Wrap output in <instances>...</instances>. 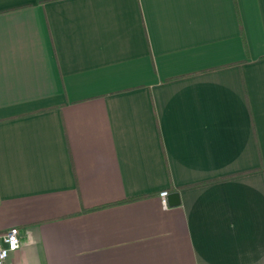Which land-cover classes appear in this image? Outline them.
I'll return each mask as SVG.
<instances>
[{
    "label": "crops",
    "instance_id": "obj_1",
    "mask_svg": "<svg viewBox=\"0 0 264 264\" xmlns=\"http://www.w3.org/2000/svg\"><path fill=\"white\" fill-rule=\"evenodd\" d=\"M12 226L3 264H264V0H0Z\"/></svg>",
    "mask_w": 264,
    "mask_h": 264
},
{
    "label": "built area",
    "instance_id": "obj_2",
    "mask_svg": "<svg viewBox=\"0 0 264 264\" xmlns=\"http://www.w3.org/2000/svg\"><path fill=\"white\" fill-rule=\"evenodd\" d=\"M168 194L169 191L167 189L159 192L160 200L164 205L168 204ZM19 244V228L17 226L8 228L3 233V243L0 244V264L5 262L10 253L19 247Z\"/></svg>",
    "mask_w": 264,
    "mask_h": 264
},
{
    "label": "water",
    "instance_id": "obj_3",
    "mask_svg": "<svg viewBox=\"0 0 264 264\" xmlns=\"http://www.w3.org/2000/svg\"><path fill=\"white\" fill-rule=\"evenodd\" d=\"M180 201L179 198V192L178 191H172L168 194V204L169 205H176Z\"/></svg>",
    "mask_w": 264,
    "mask_h": 264
}]
</instances>
